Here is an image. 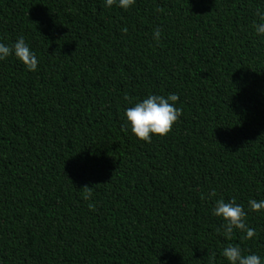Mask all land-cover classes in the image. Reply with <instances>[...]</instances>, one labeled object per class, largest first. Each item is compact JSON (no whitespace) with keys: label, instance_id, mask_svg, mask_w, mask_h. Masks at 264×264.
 Listing matches in <instances>:
<instances>
[{"label":"trees","instance_id":"16d2710c","mask_svg":"<svg viewBox=\"0 0 264 264\" xmlns=\"http://www.w3.org/2000/svg\"><path fill=\"white\" fill-rule=\"evenodd\" d=\"M105 4L0 0V43L38 60H0V264H264V0ZM150 94L182 115L147 143L124 114ZM233 198L250 240L212 215Z\"/></svg>","mask_w":264,"mask_h":264},{"label":"clouds","instance_id":"9594fccd","mask_svg":"<svg viewBox=\"0 0 264 264\" xmlns=\"http://www.w3.org/2000/svg\"><path fill=\"white\" fill-rule=\"evenodd\" d=\"M135 3V0H106V7L117 5L118 7L127 10ZM255 16L258 18L253 21V28L257 35L264 36V12L257 9ZM124 34H127V28L121 29ZM154 39L159 42L161 37V29L156 28L153 33ZM19 60L25 68L30 72L37 70L38 60L36 55L30 50L23 36H20L12 45L0 43V60H5L9 56H13ZM125 100L129 97L125 95ZM179 97L176 94H169L167 97L163 95H148L142 102H138L133 107H129L125 111L126 126L130 125L132 134L140 141L151 143L153 135L164 137L168 135L174 124L182 115V109L176 107V102ZM85 200L92 197V187L85 186L82 189ZM215 191L209 193V197H214ZM90 210L95 209V205H88ZM248 209L252 212H260L264 210V200L257 201L250 199L248 201ZM212 215L221 218L224 221L223 235L226 239L231 240L234 230H240L246 233L243 239H252L256 235L254 228H249L245 223L246 212L242 205H238L233 198L230 202H225L223 199L217 200L215 207L212 210ZM219 232L220 230L217 229ZM222 256L225 257L229 264H261V259L255 254L242 255V250L239 245L229 244L222 251ZM213 258L215 254H212Z\"/></svg>","mask_w":264,"mask_h":264}]
</instances>
